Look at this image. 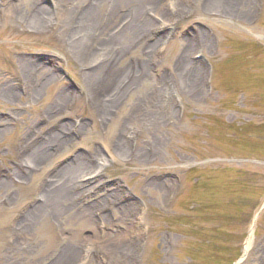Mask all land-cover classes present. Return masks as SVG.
<instances>
[{
    "label": "rangeland",
    "instance_id": "1",
    "mask_svg": "<svg viewBox=\"0 0 264 264\" xmlns=\"http://www.w3.org/2000/svg\"><path fill=\"white\" fill-rule=\"evenodd\" d=\"M117 2L0 0V264H264V0Z\"/></svg>",
    "mask_w": 264,
    "mask_h": 264
},
{
    "label": "bare ground",
    "instance_id": "2",
    "mask_svg": "<svg viewBox=\"0 0 264 264\" xmlns=\"http://www.w3.org/2000/svg\"><path fill=\"white\" fill-rule=\"evenodd\" d=\"M118 1V2H117ZM240 0H209V3L210 4H217V6H219V10L221 11V16L224 17V18H233V19H237V18H246L247 14L245 16H243L245 13H240L238 12L235 8H234V4L235 2H238ZM117 2V4H121L123 5V7H120L121 9L125 10L126 12V15L127 16H132L133 15V20L132 22L129 23L130 27L129 29H141L142 27L145 26V23L146 22V19L147 18H143V17H139L138 16V13H141V10H146L148 7V5L151 4V6L154 4L150 3L152 2V0H115V3ZM42 15V14H41ZM41 15H38V17H41ZM89 18L90 17V13L87 14V16H85V18ZM143 20V21H142ZM127 29V30H129ZM105 33H102L101 35H104ZM89 38V37H88ZM90 40L89 39H86L84 42L87 43V45L89 44ZM85 44V43H84ZM84 44H81V45H84ZM94 44V43H92ZM107 55H105V60L102 62V64L97 68L98 70L99 69H106L108 67H110V62L112 60L110 59H107L106 58ZM88 60V56L85 57V61ZM115 67V65L113 66ZM113 67L109 70V72H106L105 74L107 75H101L100 77L101 78H104L103 80L105 81H114L115 79H117V77L121 74V71L118 70V68H116L115 70L113 69ZM114 71H113V70ZM101 72L103 71H100L99 74H102ZM98 74V75H99ZM108 82V83H110ZM109 85V84H108ZM98 89V88H97ZM101 91V90H100ZM111 92L107 95V96H113L114 98H116V96H119V95H122L123 91H117L115 89H112L110 90ZM96 92L98 93V90H96ZM122 93V94H121ZM110 99V100H107V103H106V108H107V111L111 110L115 105H116V101H118L120 98L117 99ZM105 108V109H106ZM119 150V151H122L123 148H124V145L122 142H116L115 144V150ZM117 153V152H116ZM39 157H42L41 155L38 154ZM54 181V180H53ZM57 183H50L49 185H56ZM60 185V184H59ZM57 186V185H56ZM64 186V185H63ZM38 206H40V204H38L35 208H38ZM250 245V239H248L247 243H246V248L245 250L247 251L248 247Z\"/></svg>",
    "mask_w": 264,
    "mask_h": 264
},
{
    "label": "water",
    "instance_id": "3",
    "mask_svg": "<svg viewBox=\"0 0 264 264\" xmlns=\"http://www.w3.org/2000/svg\"><path fill=\"white\" fill-rule=\"evenodd\" d=\"M242 259H243V258H242ZM238 262H240V261H238ZM238 262H237V263H238Z\"/></svg>",
    "mask_w": 264,
    "mask_h": 264
}]
</instances>
